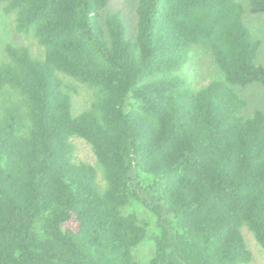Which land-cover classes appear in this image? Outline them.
Masks as SVG:
<instances>
[{"label":"trees","instance_id":"16d2710c","mask_svg":"<svg viewBox=\"0 0 264 264\" xmlns=\"http://www.w3.org/2000/svg\"><path fill=\"white\" fill-rule=\"evenodd\" d=\"M110 1L0 0L44 50L7 45L0 62V264H142L149 237V264H249L243 229L264 248V110L236 87L264 88V65L245 5L137 0L128 38ZM194 47L223 79L189 83ZM70 81L94 92L80 113Z\"/></svg>","mask_w":264,"mask_h":264},{"label":"rangeland","instance_id":"374dc122","mask_svg":"<svg viewBox=\"0 0 264 264\" xmlns=\"http://www.w3.org/2000/svg\"><path fill=\"white\" fill-rule=\"evenodd\" d=\"M246 7L245 22L251 30L255 40L261 41L262 45L259 52V61L264 65V14L255 15L250 12V0H239ZM137 0H111L106 13H121L127 24V36L131 38L136 32L137 16H136ZM27 45L33 54L38 58H43L44 50L39 46L32 36L21 35L16 32L14 18L8 16L3 11V5L0 4V62L6 58V46ZM183 76L195 88L207 85L210 81L223 79V74L216 65L212 55L201 47H194L191 52L190 62L184 69ZM71 85L76 89L77 94L74 95V111L80 113L90 107L93 100L94 92L87 86L70 81ZM237 93L243 97L249 105V112L254 109L264 110V88L259 84H253L248 87H236ZM73 142L76 146L75 159L77 162H86L93 166H97L96 157L90 144L81 138H74ZM98 182L104 184L102 173L99 174ZM129 211L136 212L141 219H146L148 213L139 203H134L129 207ZM243 235L246 240L248 249L253 255V260L249 264H264V248L257 242L254 235L247 229H243ZM153 255V243L149 237L137 250L136 256L142 264H149Z\"/></svg>","mask_w":264,"mask_h":264}]
</instances>
